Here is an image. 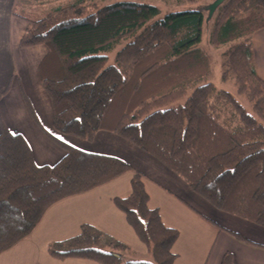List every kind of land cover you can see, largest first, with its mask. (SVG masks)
I'll return each mask as SVG.
<instances>
[{
  "label": "trees",
  "instance_id": "16d2710c",
  "mask_svg": "<svg viewBox=\"0 0 264 264\" xmlns=\"http://www.w3.org/2000/svg\"><path fill=\"white\" fill-rule=\"evenodd\" d=\"M27 1L14 6L27 23L19 47L47 48L37 76L57 134L92 142L98 132H110L156 159L215 210L264 228V83L251 42L264 28V0H226L210 20L212 2L199 0H177L196 7L163 17L148 0H76L37 20L20 13ZM204 26H212L206 47ZM212 55L221 56V77H233L240 99L211 82ZM46 135L65 154L53 166H37L25 139L1 123L0 254L28 236L55 203L131 173L130 194L112 202L151 262L124 261L127 246L88 224L51 243L48 254L98 264H173L179 232L149 207L142 175L120 159ZM220 264H232L231 256Z\"/></svg>",
  "mask_w": 264,
  "mask_h": 264
},
{
  "label": "crops",
  "instance_id": "0c3cea01",
  "mask_svg": "<svg viewBox=\"0 0 264 264\" xmlns=\"http://www.w3.org/2000/svg\"><path fill=\"white\" fill-rule=\"evenodd\" d=\"M15 1L0 0V92L9 86L6 95L0 100V127L2 123L25 139L34 163L37 166H53L64 156L47 133L77 150L120 159L142 175L149 197L148 205L158 209L166 227L176 229L174 217L172 221L165 219L160 207L155 205L161 199H168L174 211L190 219V223L195 226L198 223L202 227H209V216L221 215L216 216L221 222L213 233L215 239L212 247L207 249L209 242L206 247L202 238H193L185 242V245L175 243L172 251L177 258L173 264H220L225 254L231 256L232 264H264V228L215 210L150 155H145L107 131L98 132L94 140L88 142V151H85L83 140L61 136L54 131L50 101L37 76L39 64L48 51L44 46L27 49L19 47L27 23L18 15L15 16ZM213 1L199 0L201 4ZM251 42L256 76L264 83V28L252 34ZM15 71L19 73L13 75ZM23 96L30 104L29 112L22 105ZM119 179L121 176L96 189L52 205L28 236L0 254V264H98L82 259L58 260L51 257L47 249L51 243L76 236L83 224L109 235L125 237L130 234L123 213L112 202L116 197L125 198L130 194L126 183L119 182ZM166 220L169 225H166ZM232 233L242 236L250 244L238 240Z\"/></svg>",
  "mask_w": 264,
  "mask_h": 264
},
{
  "label": "rangeland",
  "instance_id": "374dc122",
  "mask_svg": "<svg viewBox=\"0 0 264 264\" xmlns=\"http://www.w3.org/2000/svg\"><path fill=\"white\" fill-rule=\"evenodd\" d=\"M32 1H34V2H32ZM36 1H38V0L27 1L26 6L20 7V10H21L20 13H23L24 15L28 16V18H30L32 20H37L40 17H42L43 15H46V14L52 12L55 8H58L60 6L61 7L68 6L76 0H39V2H36ZM147 2L149 4H152V5H155L158 7V9L160 10L159 17H163L164 15H166L167 13H170V12L183 11V10H188V9H192V8L196 7V6H193L192 4L188 5L186 3H177V0H148ZM203 3H205V2H203ZM211 29H212V26H210L209 28L204 26L203 44L206 41V39L208 37V33ZM123 45L124 44H120L119 46H117L116 50L109 55L110 58H113L116 51H118L120 48H122ZM40 46H42V45H40ZM204 46L206 47L205 44H204ZM222 49H223L222 47H221V49L219 48L218 54H220ZM212 61H213V64H211V69H212L211 82L215 85L216 88L221 89V90H225V91L233 94L236 98L240 99L236 95L233 77L231 76L227 80H224L221 77V75H222V68H221L222 58H221V56L215 57V55L214 56L212 55ZM15 73L17 75V73H19V72L15 71V72H13V75H15ZM13 95L14 96L16 95V89H14ZM24 97L25 96L22 97V105L27 110V112H29L28 106L30 104H29L27 98H24ZM241 100L244 101V99H241ZM244 103H246V101H244ZM83 142H84L83 144H84L85 151H88L87 149H90V147L88 145L89 143L86 141H83ZM125 143H126V141H125ZM127 144H128V142H127ZM54 146H56L58 148V150H60L62 153L65 154L64 150L62 148H60L57 144H54ZM147 156H149V155H147ZM131 177H132L131 173L124 174L123 176H121V179H119L120 180L119 182H122V183L125 182L126 186L130 189ZM150 186H148L149 191H151ZM153 204H155V202ZM171 204L172 203L168 199H161V200H158V202H156L155 205L160 207L161 213L165 217V219H169L172 221V219H173L172 216L174 217L173 221H175V222H173V223H175L176 229L180 233L176 243L185 245L184 244L185 242L187 243L190 240H192L193 238H197V239L202 238V240L206 244V247H207V244L209 242L207 249L212 247L213 240L215 239V235L213 233L216 232V230L218 229L217 225L220 224V222H221V220L216 216H221V215L215 214L216 216H209L210 221H207L209 227H207L206 225H204L202 227L201 225H198V223H196V226H195L194 223H190V219L176 213ZM218 214H221V213H218ZM166 225H169L168 221L166 222ZM210 228H212V229H210ZM128 230H130V234L126 235L125 237L119 236V235H116V236L110 235L115 240H117V241H119V242H121L127 246V249L122 252L123 260L124 261L151 262L152 258L148 254L145 245L138 239V237L136 236V234L134 233V231L130 227H128ZM209 239H210V241H209Z\"/></svg>",
  "mask_w": 264,
  "mask_h": 264
},
{
  "label": "water",
  "instance_id": "95a60500",
  "mask_svg": "<svg viewBox=\"0 0 264 264\" xmlns=\"http://www.w3.org/2000/svg\"><path fill=\"white\" fill-rule=\"evenodd\" d=\"M226 0H214L211 4H209L206 8L207 10V20H210L216 11V9L222 5Z\"/></svg>",
  "mask_w": 264,
  "mask_h": 264
}]
</instances>
